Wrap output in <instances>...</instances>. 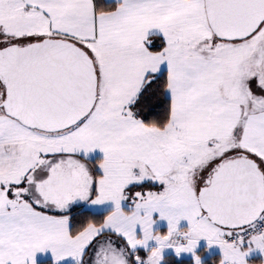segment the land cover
<instances>
[{
	"label": "snow or ice",
	"instance_id": "obj_1",
	"mask_svg": "<svg viewBox=\"0 0 264 264\" xmlns=\"http://www.w3.org/2000/svg\"><path fill=\"white\" fill-rule=\"evenodd\" d=\"M49 250L264 264V0H0V264Z\"/></svg>",
	"mask_w": 264,
	"mask_h": 264
},
{
	"label": "crops",
	"instance_id": "obj_2",
	"mask_svg": "<svg viewBox=\"0 0 264 264\" xmlns=\"http://www.w3.org/2000/svg\"><path fill=\"white\" fill-rule=\"evenodd\" d=\"M216 249H212L210 253H207V256H210L211 253L216 252ZM253 258H257L255 255L253 256ZM45 260H49L51 262V264H53V257L52 254L49 251L46 252H41L37 254V261H45ZM59 264H71V260L70 259H66L64 261L59 262Z\"/></svg>",
	"mask_w": 264,
	"mask_h": 264
},
{
	"label": "trees",
	"instance_id": "obj_3",
	"mask_svg": "<svg viewBox=\"0 0 264 264\" xmlns=\"http://www.w3.org/2000/svg\"><path fill=\"white\" fill-rule=\"evenodd\" d=\"M201 249H203V247H201ZM185 259L189 261V264H190L192 257H188V258L185 257ZM208 259H209V256L205 257V260H208ZM38 264H51V262L49 260H45V261H39Z\"/></svg>",
	"mask_w": 264,
	"mask_h": 264
},
{
	"label": "rangeland",
	"instance_id": "obj_4",
	"mask_svg": "<svg viewBox=\"0 0 264 264\" xmlns=\"http://www.w3.org/2000/svg\"><path fill=\"white\" fill-rule=\"evenodd\" d=\"M204 245H205V242L201 241V247H204ZM213 249H215V248H213ZM185 257L186 258L191 257V254L190 253L189 254H185ZM205 257H207V253L205 254Z\"/></svg>",
	"mask_w": 264,
	"mask_h": 264
}]
</instances>
